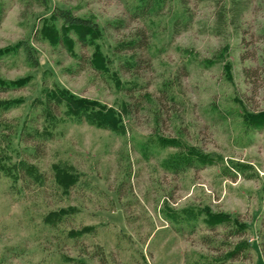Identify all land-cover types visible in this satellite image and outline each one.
<instances>
[{
    "label": "rangeland",
    "instance_id": "rangeland-1",
    "mask_svg": "<svg viewBox=\"0 0 264 264\" xmlns=\"http://www.w3.org/2000/svg\"><path fill=\"white\" fill-rule=\"evenodd\" d=\"M140 3L48 0L27 8L23 0H0V49L28 41L38 59L37 65L28 62L22 49L0 58V78H29L0 92V100H19L0 117L17 133L0 159V264H264V125L249 128L243 118L264 109V82L255 93L244 79L242 68L252 64L241 59L245 44L231 25L216 32L212 3L190 0L193 19L175 35V18L186 16L178 0L169 14L164 8L132 19L129 12ZM56 7L100 28L87 45L75 43L76 56L49 36L47 26L62 29L51 16ZM262 14L248 13L244 22L255 32L260 57ZM141 28L149 33L147 50L116 49ZM94 52L103 54L106 70L89 65ZM133 52L139 63L129 69L124 61ZM55 88L115 110L121 130L63 113L34 159L24 149L36 139H19L18 133L38 110L34 101ZM189 152L213 162L178 173L168 168ZM20 158L38 165L43 187L18 180L21 192L12 191L10 172ZM55 164L74 174L70 188L60 172L56 191ZM124 178L128 182L119 189ZM59 208L72 215L51 226L44 217ZM85 226L94 230L78 239L68 236V230ZM238 244L252 246L249 257L228 258ZM96 246L105 261L92 256Z\"/></svg>",
    "mask_w": 264,
    "mask_h": 264
},
{
    "label": "trees",
    "instance_id": "trees-1",
    "mask_svg": "<svg viewBox=\"0 0 264 264\" xmlns=\"http://www.w3.org/2000/svg\"><path fill=\"white\" fill-rule=\"evenodd\" d=\"M172 1L173 0H141V3L134 6L129 13L132 19H144L150 15L160 14L164 8L165 14H169L172 9ZM178 1L183 7V12L186 14V16L183 18V15L181 14L175 18L173 22L174 35L185 30L189 26L190 21L193 19V13L190 10L191 8L189 4L190 0ZM193 1L197 3L210 2L213 4L215 8V28L218 34L225 32L227 26L231 25L233 30H235V32L241 36V41L243 45L245 44L243 52L241 53V59L243 61L248 60L252 62L250 66L248 65L242 68V74L244 79L252 87V91L255 93L258 92L262 87V83L264 82V57H260V55L257 54L259 52V48L253 46L255 32L250 31L248 27H245L244 22L248 13L256 15L258 12H264V0ZM23 2L25 7L27 6V8H32L33 6L44 7L47 5L48 0H23ZM2 13V6H0V22L2 19ZM51 16L53 20H57L61 23L62 29L61 31L56 32L52 26H47L49 30L52 31V33H49V36L54 41L61 43V45H63L74 56H76V53L73 50L75 43L78 42L80 45L85 46L90 43L92 38L98 35L100 31V28L95 21L85 16L76 15L68 9L56 7L52 10ZM262 17L264 18V14H262ZM118 25H122V22H118ZM40 32L41 31H39V33ZM71 33L74 35V37L70 35ZM256 36L264 41V22L258 33H256ZM148 39V30L141 28L136 32L133 38L119 43L116 49L119 51L122 49H128L132 51L133 49L140 47L142 50H147L150 47ZM20 49H22L24 52L25 58L28 62L32 63L33 65L38 64L37 56L35 55V52L29 45L28 41H21L12 47L0 49V58L6 54L14 53V51L18 52ZM130 57L132 58L131 60L125 59L124 61V66L128 67L129 69L135 67L139 63L137 54L133 52L130 54ZM88 63L92 68L97 70L107 69V65L101 52H94L93 55L88 58ZM28 80L29 78L27 77L15 80L0 78V92L18 89L25 85ZM128 89H130V87ZM18 102L19 100L12 99L0 100V117L3 112H6L7 110L16 106ZM34 103L36 106H39L38 110L34 112L32 116H30L29 120H26L27 123L25 122V127L22 128L23 130L21 129L20 133H18L20 137L19 139H21L22 134L34 136L36 139L37 142L33 143L32 146H30V149L27 147L24 149V151L27 152L28 155H32L34 159L40 158V154L44 151L45 142L55 135L54 129L57 127L55 125V118L59 115H62L63 113L69 114V116L81 117L85 120L88 119L93 124L103 128H109L113 130H121L122 128V125L119 121V114H117L115 110L98 104L95 101L77 98L59 88H55L53 92L47 90L46 97L38 98L34 101ZM122 110L126 114L128 112L127 105L123 106ZM243 118L245 119V122L247 123L246 125L249 128H260L264 125V109H260L255 112H245L243 113ZM38 120H40V124L38 123ZM13 134H17L15 126L0 120V159H2L9 150L11 135ZM171 145L176 146L179 144H175L173 141ZM181 157L182 156H180V158ZM180 158L175 160L176 162L173 167H168L175 173H178L180 169L195 166L196 163L213 162L211 158H208V156L199 157L197 153L194 152H189V154L187 153L186 157L183 159ZM233 165L237 169L239 168L236 163H233ZM52 169L54 170L52 184L55 183L54 185L56 187V191H58L57 189H60L58 184L59 182H57V179L61 177L60 172L66 177V179H70V183H68L69 188L75 183L69 175H74L73 173L67 172L65 170L61 171V169L57 167V164H55ZM11 171L12 172H10V174L14 180L11 188L15 193H20L22 188L18 185V180H22V182L25 183L27 187L32 185L39 187V185H41L46 180V177L44 176L43 172H41L38 165L35 162L30 163L26 159L20 158L18 162H16L14 169ZM58 175L60 176L57 177ZM127 175H129V172ZM126 178H124V181L118 186L119 189L124 183L128 182V179L126 180ZM40 187L43 186L41 185ZM71 215L72 210L67 208H59L48 212L44 218L45 221L51 226L59 227V225L64 223ZM218 217L220 216L216 215L214 218L218 219ZM218 220L223 223L227 222V220H223L221 218ZM93 230L94 228L90 226H85L77 230L70 229L68 230V236L70 235V237L78 239L81 238L82 235L91 233ZM251 247L252 246L250 244H238L233 249V251L228 254V258H235L239 255L249 257V249ZM91 254L92 256H98L100 261H105L106 259L105 252L101 246H96L95 250ZM262 254L264 259V246L262 248ZM83 263V260H81L80 264Z\"/></svg>",
    "mask_w": 264,
    "mask_h": 264
}]
</instances>
